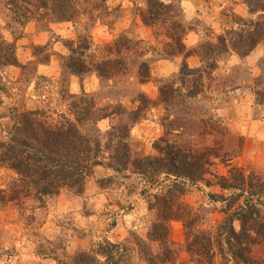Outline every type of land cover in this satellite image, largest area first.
<instances>
[{
  "label": "rangeland",
  "instance_id": "374dc122",
  "mask_svg": "<svg viewBox=\"0 0 264 264\" xmlns=\"http://www.w3.org/2000/svg\"><path fill=\"white\" fill-rule=\"evenodd\" d=\"M11 1L0 0V49L12 46L19 65L0 64V140L17 112L43 108L55 112L53 117L70 115L71 96L84 92L104 111L118 105L123 111L81 126L102 143L110 125L125 122L127 112L139 105L143 116L131 125L126 139L132 157L156 155L154 144H162L159 138L169 124L174 125L168 135L171 140L213 145V136L198 132L203 125L218 124L233 137H242L243 146L229 163L217 159L212 172L224 174L229 166L242 165L264 177V101L257 103L255 94L264 93V37L244 57L235 52L218 56L210 76H203L204 87L197 96H182L167 105L158 101L162 83L174 81L179 86L182 62L189 67L199 65L198 55L185 52L200 43L215 42L230 28L226 37L231 41L238 39L242 28L251 31L252 27L236 23L238 17L249 18L246 0H160L174 6L169 14L186 29L183 53L173 56L164 54L169 42L163 34L166 25L157 22L152 26L142 20L145 0H107L92 19L88 15L75 22L28 18L22 24L13 20ZM84 32L97 46L117 37L141 39L147 50L143 58L150 63L149 79L140 83L134 71L109 81H102L94 72L83 76L64 72L61 62L69 54V41ZM108 154V150L103 152L105 157ZM104 162L88 170L78 193L62 190L46 197L41 205L27 199L20 208L0 201V264H192L183 249L184 230L178 220L170 223V239L179 255L172 262L157 261L158 243L148 239L155 216L147 202L156 189L142 193L144 183L132 169L116 173ZM11 177L15 174L0 166V190L7 191ZM206 178L214 181L211 175ZM210 193L226 192L199 181L188 184L182 198L205 217L207 225L222 217V205L211 200ZM105 242L117 245L107 255L98 251ZM262 250L256 247L255 255ZM215 264L225 263L217 259Z\"/></svg>",
  "mask_w": 264,
  "mask_h": 264
},
{
  "label": "trees",
  "instance_id": "16d2710c",
  "mask_svg": "<svg viewBox=\"0 0 264 264\" xmlns=\"http://www.w3.org/2000/svg\"><path fill=\"white\" fill-rule=\"evenodd\" d=\"M106 1L12 0L11 3L14 5L13 20L22 24L28 18L54 22H75L82 15L91 18L104 9ZM245 6L249 18L238 17L236 23L252 27L251 31L242 28L237 32L238 39L231 41V37H226L232 32L230 28L226 35H218L215 42L206 41L185 52V55H198L199 65L189 67L182 62L178 72L179 86H175L174 81L159 86L160 103L167 105L182 96H197L204 87L203 76H210L218 56L235 52L244 57L262 40L264 0H246ZM173 7L160 0H145V11L141 15L146 24L166 25L163 34L169 42L164 54L169 56L183 53L182 37L186 34L182 23L169 14ZM68 51L61 68L69 74L83 76L94 72L102 81H109L134 71L140 83L149 79L150 63L143 58L147 50L139 38L117 37L97 46L84 32L69 41ZM0 64L19 65L12 46L0 49ZM255 94L257 103H262L264 93ZM71 97L68 112L72 117L65 113L53 117L55 112L43 108L15 114L13 124L0 140V166L15 174L7 191L0 190L1 202L20 208L27 199L41 205L46 197L62 190L78 193L84 186L88 170L106 160L107 168L116 173L132 169L139 175L144 183L142 193L156 189L147 200L148 209L155 216L148 239L158 243L159 263L172 262L179 255L170 239V223L178 220L184 230L183 249L192 264H215L217 259L225 264H264V177L242 165L229 166L224 174L211 170L217 159L225 164L240 155L242 137H233L218 124L214 127L203 125L198 134L213 136V145H186L168 137L174 126L169 124L165 135L159 138L162 144H154L156 155L132 157L126 139L131 125L143 116L141 106L127 112L125 122L110 125L106 141L102 143L97 136L84 132L81 126L123 112L119 105L104 111L94 106L93 98L84 92ZM107 150L111 154L105 157L103 152ZM207 175L214 181L206 178ZM199 181L207 186L215 184L220 191L226 192L208 194L211 200L222 205V217L215 224L207 225L199 211L183 202L186 186ZM105 243V247L98 250L104 255L117 246ZM256 247L263 249L259 256L254 253Z\"/></svg>",
  "mask_w": 264,
  "mask_h": 264
}]
</instances>
